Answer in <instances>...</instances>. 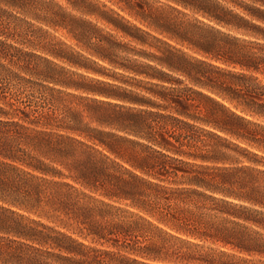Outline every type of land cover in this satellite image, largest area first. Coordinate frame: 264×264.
<instances>
[{"label": "trees", "instance_id": "obj_1", "mask_svg": "<svg viewBox=\"0 0 264 264\" xmlns=\"http://www.w3.org/2000/svg\"><path fill=\"white\" fill-rule=\"evenodd\" d=\"M65 1L0 0V264H264V0Z\"/></svg>", "mask_w": 264, "mask_h": 264}, {"label": "rangeland", "instance_id": "obj_2", "mask_svg": "<svg viewBox=\"0 0 264 264\" xmlns=\"http://www.w3.org/2000/svg\"><path fill=\"white\" fill-rule=\"evenodd\" d=\"M52 1L55 2L56 4H58L59 6H61L66 12H68L75 19H80L82 21L84 20L87 22H91L92 24L103 29L104 31H110L112 29L111 26H109L104 21H102L98 18V16H97L98 14L97 15L85 14L84 12H82L81 8L80 9L73 8L65 0H52ZM147 1L149 3H152V5L155 8L162 10L165 14H167L171 18H173L175 16V14L172 12V10L170 8H177L179 10H182L180 7H177L172 2L167 1V0H147ZM87 2H89L93 6V10L98 11V13L108 12V14H111V13H109V10H113L114 12L119 13L120 17L124 18L125 20H128L129 22L133 23L137 27L157 35L155 32H153L152 29L147 28L146 24H143V23L139 22L138 20H134V18L130 17L128 14L121 12V10L119 9L120 6L114 4L113 2H110L109 0H88ZM103 6H105V7H103ZM185 13H187L189 17L192 16L191 13L188 11H186ZM14 14L17 17H19V19H22V21L31 23L35 28H42L43 30H46L51 36L55 37L56 41L63 42L66 46L70 47L74 52H81L80 48L77 46L76 40L72 37V35L68 34L66 30L52 29L51 27L45 26L39 22H35V21L31 20L29 17H27L23 14H19L16 11L14 12ZM1 39H3V38H1ZM7 42L10 44H13L14 46H16L19 49H22V51L33 52V53H37V54L44 56L40 52V50L33 48L32 45H30L26 42L24 44L16 43L12 40H8ZM85 56H87V55L85 54ZM55 62L59 66H62L71 72L82 73V71H78L77 69H75L73 67H69L66 64H63L62 62H59V61H55Z\"/></svg>", "mask_w": 264, "mask_h": 264}]
</instances>
